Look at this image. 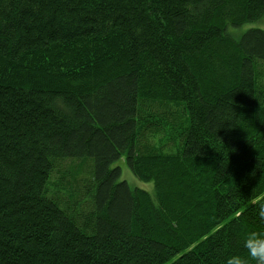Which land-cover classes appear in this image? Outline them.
I'll return each instance as SVG.
<instances>
[{"label":"trees","instance_id":"trees-1","mask_svg":"<svg viewBox=\"0 0 264 264\" xmlns=\"http://www.w3.org/2000/svg\"><path fill=\"white\" fill-rule=\"evenodd\" d=\"M260 21L264 0H0V264L246 257L264 30L227 29Z\"/></svg>","mask_w":264,"mask_h":264},{"label":"rangeland","instance_id":"rangeland-1","mask_svg":"<svg viewBox=\"0 0 264 264\" xmlns=\"http://www.w3.org/2000/svg\"><path fill=\"white\" fill-rule=\"evenodd\" d=\"M251 29H257V30L262 29V30H264V21H260L259 23H249V24L240 26L238 28H233V27L229 26L227 30L231 34H234L236 38H239L241 35H243L244 33L248 32ZM157 142H158V140L156 139L155 143H157ZM77 162H79V163H76V166H78L80 164V162H82V161L79 160ZM84 164H87L89 166V168L87 167L89 170H87V171L85 170V172H84L85 177H82V178L89 180L90 173L92 172V168H91L92 164H91V161H89L88 163L86 162ZM73 165H75V164L73 162H71V161L62 165L63 166L61 168L62 170L65 171V170L68 169L66 172H64L65 174L68 173L67 174V179L68 180L71 178L70 175H69L70 174L69 171L71 172ZM118 166L122 167V169H123V173H122V177H121L123 181L124 180L127 181L128 184L132 188H140V189H142L144 191H148L149 193L153 194V191H154L153 184L152 183H146V184L142 183L136 177H134L132 175L131 171L129 170L128 166H126V163H125L124 159L119 162ZM63 174H62V172L57 171V173L54 174L53 179L56 180L57 183H58V182L61 181L59 179L62 178Z\"/></svg>","mask_w":264,"mask_h":264},{"label":"clouds","instance_id":"clouds-1","mask_svg":"<svg viewBox=\"0 0 264 264\" xmlns=\"http://www.w3.org/2000/svg\"><path fill=\"white\" fill-rule=\"evenodd\" d=\"M259 217L264 221V204L260 205ZM243 247L247 250V256L234 255L230 257L226 264H264V234L251 232L246 233L243 238Z\"/></svg>","mask_w":264,"mask_h":264}]
</instances>
